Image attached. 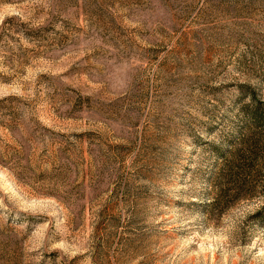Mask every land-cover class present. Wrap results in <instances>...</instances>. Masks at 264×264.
<instances>
[{
  "label": "rangeland",
  "instance_id": "374dc122",
  "mask_svg": "<svg viewBox=\"0 0 264 264\" xmlns=\"http://www.w3.org/2000/svg\"><path fill=\"white\" fill-rule=\"evenodd\" d=\"M252 99L264 0H0V264H264Z\"/></svg>",
  "mask_w": 264,
  "mask_h": 264
},
{
  "label": "trees",
  "instance_id": "16d2710c",
  "mask_svg": "<svg viewBox=\"0 0 264 264\" xmlns=\"http://www.w3.org/2000/svg\"><path fill=\"white\" fill-rule=\"evenodd\" d=\"M246 106L250 107L246 113L251 131L241 134L231 156L223 159L218 178L226 179L227 187H221L222 198L225 195L238 196L240 192L253 188L257 179H264V161L261 160L264 159V140L254 137L256 133L264 131V102L252 99ZM226 201L225 197L224 203ZM259 217L264 220V205Z\"/></svg>",
  "mask_w": 264,
  "mask_h": 264
}]
</instances>
